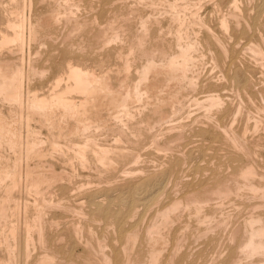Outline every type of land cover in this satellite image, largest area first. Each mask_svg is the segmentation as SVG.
Listing matches in <instances>:
<instances>
[{
  "label": "bare ground",
  "instance_id": "6f19581e",
  "mask_svg": "<svg viewBox=\"0 0 264 264\" xmlns=\"http://www.w3.org/2000/svg\"><path fill=\"white\" fill-rule=\"evenodd\" d=\"M0 15V264H264V0H0ZM198 142L233 170L178 183ZM153 173L181 186L147 221L134 191Z\"/></svg>",
  "mask_w": 264,
  "mask_h": 264
},
{
  "label": "rangeland",
  "instance_id": "374dc122",
  "mask_svg": "<svg viewBox=\"0 0 264 264\" xmlns=\"http://www.w3.org/2000/svg\"><path fill=\"white\" fill-rule=\"evenodd\" d=\"M0 18H2L1 15H0ZM2 27H4V26H3V24H2V19H0V29H1V30H2ZM36 45H37V44H36ZM36 45H35V47H38V46H39V45H38V46H36ZM126 49H127V48L125 47V51H127ZM4 51H6V50H4ZM44 51H45V52H44ZM46 51H47L46 48H43V49H42L41 53H42V56H43V57H47V52H46ZM48 53H49V54H48V56H49V55L51 54L50 47H48ZM124 53H125V52H124ZM52 74H53V72L51 73V75H52ZM49 77H50V76H49ZM50 78H51V77H50ZM51 80L54 81L53 79H50V80L48 79V80H47V81H48L47 83L49 84ZM49 85H50V84H49ZM1 102H4V103H1ZM2 104H3V105H2ZM7 104H8V103H6V102L3 100V98L0 96V106H1V105L4 106V108H3L2 106H1V107H2L3 109L6 110V111L4 110L5 112H7V109H8V105H7ZM1 107H0V108H1ZM6 108H7V109H6ZM35 123H36V124H35ZM33 125L35 126V125H38V124H37L36 121H34V122H33ZM186 126H187V125H186ZM186 126H184V128H185V131H186V133H187L188 130H189V127H188V126L186 127ZM188 133H189V132H188ZM199 141H200V140H199ZM200 142H201V141H200ZM200 142H198L197 144H194V145L191 144V146L193 145V146H192V149H191V146H189L190 144L183 146V150L186 149L187 146H189V149H188V150H190V151H192L193 148H194L196 145H197L198 147H195V148H194V151H192V152L187 151V149L184 150L185 152H187V154L184 153V156L182 157V159H181V161H180V163H179V166H180V167H179V169H177V170H180V171L177 172V173H178V175H180L179 173H180L181 170H182V174L180 175V178H178V180H177L174 176H173L172 179H170V176H169V179H170V180L167 179V177H164V176L160 178V176H157L158 173H153V174L150 175V177H151L153 180H154L155 178H156V180H159L157 183L151 185L152 187H151V186H150V187H143V186H140V187H138V188L134 191V192H135L134 195H135L136 197H138V198L141 199V200L138 201V203H137V204H138V207H140V206L142 205V206H141L142 208H141V207L138 208L139 212H140V213H143V214H147V216L145 215L146 219L149 218V216L152 214V215L150 216V218L147 219V221L150 220V219L152 218V216L154 215V213H155L154 211H155V208L157 207V205H158L161 201L164 202L165 199L167 200V198L170 197L171 194H174V193L177 191V189L180 188L181 185H180V184H178V185H180V186L177 185V182L179 181V179H180L181 181H185L184 177L186 178V177H188V176L191 175L190 178H189V177L186 178V181L193 180L194 177H195L194 180L197 181L199 178H200L199 180H201L202 178L204 179L205 177H207L208 174H209L210 172H211L210 175H212V174H216L215 172H218V170H219V173H225V172H227V171H232V170H233V167H231L230 170H228V168H229L230 166L227 164L226 160H225L224 158H222V157H219V156L215 155V152H214V151H208V150H206V154H204V153H205V150H203V149L200 147L201 144H202L203 142H202V143H200ZM46 143H48V144H46ZM49 143H50V142H49V139H46V140H45V146H44V148H47L46 145L49 147V145H50ZM202 145H203V144H202ZM187 148H188V147H187ZM196 148H197V149H196ZM199 148H200V150H199ZM5 149H7V148H3V149H2L4 155L6 154V156H7V155L9 156V155L12 154L8 149H7V150H5ZM201 149H202L204 152H202ZM205 149H206V148H205ZM195 150H196V151H195ZM197 151H198V153H197ZM207 151H208V153H207ZM49 152H50V150L47 152V154H46V156H45L46 158H44V160L46 159L45 161H47V162H53V163H55V165H56L57 167H60L62 161L60 162V165H59V163H57V162H59V161H58V160H59V156L57 155V156H58V160H57V156H56V154H53V156H52ZM188 152H189V153H188ZM209 152H210V153H209ZM9 153H10V154H9ZM190 153H191V155H190ZM192 153L195 154V155L193 156ZM185 154H186V156H188V160H185V161H184V159H187V157L185 156ZM188 154H189V155H188ZM197 154H198V155H197ZM207 154H208V155L211 154V155L208 157ZM47 155H48V158H49V159L47 158ZM49 155L52 156L53 158H50ZM196 155H197V156H196ZM203 155H204L205 158H206V159L204 158V161H203L202 158H200L201 156L204 157ZM213 155H215V156H213ZM189 156H190V157H189ZM199 156H200V157H199ZM212 156H213V158L216 159V160H214V159L212 158ZM184 157H185V158H184ZM191 157H192V158H191ZM196 157H198V158H197V159H194V158H196ZM207 157H208V158H207ZM54 158H55V159H54ZM221 158H222V159H221ZM241 158H242V160H241ZM241 158L239 159V164H245V163H246V162H245V161H246V158H244V157H241ZM191 159H192V160H191ZM193 159H194V160H193ZM198 159L202 160L203 163H200V162H202V161L199 160V161H200V162H199ZM208 159H209V160H208ZM223 159H224V160H223ZM189 160H191L190 162H193V163L191 164L190 162H188ZM195 160H196V162H197L198 164H197L196 162H194ZM212 160H213V161H212ZM182 161H184V163H183ZM205 161H206V163L204 164ZM207 162H208L209 164H208ZM211 162L215 163L216 166H214L215 164L210 165ZM218 162H220L221 164L224 163V164H222V166H218V167L221 168L222 171L220 170V168L217 167V165H221V164H219ZM25 163H26V161L23 162V164H22V163L20 164V166L22 165V167H20V169L22 168L23 171L26 170V164H25ZM217 163H218V164H217ZM157 164H159V163H155V165H157ZM184 164H185V165H184ZM201 164H203L204 166L201 165ZM152 165H153V164H152ZM182 165H183V168H185V166H186V168H188V169H187V173H188L187 176H183V175H184L183 172L186 173V172H185L186 169H185V170L182 169ZM189 165H190L191 167H190ZM192 165L194 166V169H193V166H192ZM198 165H199V166H198ZM200 165H201V166H200ZM207 165H210V166L207 167ZM163 166H165V165H163ZM197 166L199 167L198 169H197ZM202 166H203V167H202ZM228 166H229V167H228ZM152 167H153V166H151L148 170L144 169V171H142V172H143V173L145 172L146 174H147L148 171H151V172H152V171H153V168H152ZM201 167H202L203 169H201ZM216 167H217V168H216ZM223 167H224V168H223ZM189 168H191V170H193V173H190V174H189V172H192ZM171 169H173V171H175V164L172 166ZM200 169H201V170H200ZM207 169H209V172H207V171H208ZM177 170H176V171H177ZM183 170H184V171H183ZM188 170H189V172H188ZM196 170H198V171H196ZM203 170H204V171H203ZM206 170H207V171H206ZM77 171H79V172H77ZM176 171H175V172H176ZM200 171H202V172H200ZM76 172H77V173H81V170H80L79 168L76 167ZM151 172H150V173H151ZM195 172L198 173V174L196 175ZM212 172H213V173H212ZM145 173H144V174H145ZM148 173H149V172H148ZM150 173H149V174H150ZM204 173H205V174H204ZM207 173H208V174H207ZM141 174H142V173H141ZM141 174H139V175H141ZM192 174H194V175H192ZM199 174H200L201 176H200ZM135 175H136V174H135ZM155 175H156L157 177H156ZM185 175H186V174H185ZM203 175H204V176H203ZM133 176H134V174L131 175V177H133ZM154 176H155V177H154ZM192 176H193V178H192ZM196 176H199V177H196ZM202 176H203V177H202ZM159 178H160V179H159ZM165 178H166V180L164 181ZM197 178H198V179H197ZM162 179H163V180H162ZM149 180H150V179H149ZM153 180H152V181H153ZM172 180H173V181H172ZM176 180H177V182H176ZM199 180H198V181H199ZM166 181H167V183H165ZM170 181H171V183H173V184H170ZM122 183H123V179H122ZM161 183H162V184H161ZM178 183H179V182H178ZM174 184H175V185H174ZM154 185H155V186H154ZM161 185H163L164 187L161 186ZM165 185H166V186H165ZM169 185H170V186H169ZM168 186H169V187H168ZM174 186H176V187H174ZM158 187H159V188H158ZM170 187H171V188H170ZM173 187L176 188V190H173V189H174ZM141 188H142V189H141ZM143 188H144L145 190H143ZM166 188H167V190H166ZM150 189H151V190H150ZM159 189H160V190L162 189L163 191L161 190V192H160ZM141 190H142L143 192H142ZM156 190H158V191H156ZM171 190H173V192H172ZM138 191H139V192H138ZM140 191H141V192H140ZM153 191H154V193L152 194ZM165 191H166V192H165ZM145 192H147V193H145ZM148 192H149V194H148ZM156 192H157V193L159 192V193L157 194ZM168 192H169L170 194H169ZM167 193H168V194H167ZM136 194H138V195H136ZM147 194H148V198H147ZM153 195H155V196H154L155 199L153 198ZM165 195H167V196H165ZM168 195H169V196H168ZM145 196H146V197H145ZM157 196H158L159 199L156 198ZM160 196H161V198H160ZM164 196H165V197H164ZM144 197H145V198H144ZM142 198H144V201H145L146 204H142V203H143V202H142V200H143ZM163 198H164V200H163ZM151 199H153V201H152L153 205L151 204ZM166 200H165V201H166ZM157 201H158V203H157ZM149 202H150V203H149ZM122 203H123V200H122ZM139 203H140V204H139ZM147 204H148V205H147ZM154 204H157V205L155 206ZM146 205H147V207H146ZM149 205H150V206H149ZM151 206H152V207H151ZM153 206H154V207H153ZM143 207H144V208H143ZM145 207H146L147 210L145 209ZM144 209H145V211H144ZM150 209H151V210H150ZM142 210H143V212H142ZM148 210H149V211H148ZM146 212H147V213H146ZM149 212H150V213H149ZM63 225H65L64 222H62V225H61L60 227H58V229H59V228L61 229L60 231H63V229H62V228H63ZM82 234H84V235H82ZM82 236H83V237H86V236H87L86 232L81 233V236L79 235V237H82ZM4 238H5V237H4ZM4 238H3V237L0 238V239H2V240H0V241H1L0 243H2V244H0V245H1L2 247H3V245H4V243H3V242H4ZM82 239H84V238H82ZM64 245H65V246H62V248H63L64 250L66 249L65 252L67 251V249H69V248L71 247V248L68 250L69 252L67 251L68 253H67V252H66V253H67V254H69V253L72 254L71 256L73 257V259H75V260L77 259V262L81 263L82 261L85 260V258H84V257H85V252H84V250H80V249L83 248L82 245H80V244H79V245H78V244H75V245H74V244H68V245H67V243H64ZM69 245H70V247H68ZM71 245H72V246H71ZM1 246H0V254H1V249H2ZM73 246H74V248H75V247H76V248L73 249ZM70 250H71V251H70ZM73 250H74V251H73ZM72 251H73V252H72ZM76 251H77V252H76ZM80 251H81L82 253H81ZM78 252H79V253H78ZM66 253H65V254H66ZM77 253H78V254H77ZM80 253H81V255H80ZM76 254H77V256H76ZM82 257L84 258V260H83ZM60 258H61V257H60ZM61 260H62V259H61Z\"/></svg>",
  "mask_w": 264,
  "mask_h": 264
}]
</instances>
